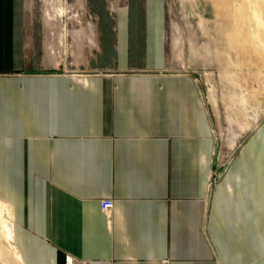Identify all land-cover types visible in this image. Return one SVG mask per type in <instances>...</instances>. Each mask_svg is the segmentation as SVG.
I'll return each instance as SVG.
<instances>
[{"label":"crops","instance_id":"1","mask_svg":"<svg viewBox=\"0 0 264 264\" xmlns=\"http://www.w3.org/2000/svg\"><path fill=\"white\" fill-rule=\"evenodd\" d=\"M165 2L0 0V264H264V127L224 166Z\"/></svg>","mask_w":264,"mask_h":264},{"label":"rangeland","instance_id":"2","mask_svg":"<svg viewBox=\"0 0 264 264\" xmlns=\"http://www.w3.org/2000/svg\"><path fill=\"white\" fill-rule=\"evenodd\" d=\"M102 8L108 14L105 5L95 12L83 2L81 9V23L94 24L96 41ZM165 14L171 64L197 79L226 166L249 134L264 127V0H166ZM0 241L8 255L10 239Z\"/></svg>","mask_w":264,"mask_h":264},{"label":"built area","instance_id":"3","mask_svg":"<svg viewBox=\"0 0 264 264\" xmlns=\"http://www.w3.org/2000/svg\"><path fill=\"white\" fill-rule=\"evenodd\" d=\"M113 207V199L112 198H102L100 200V208L102 212L107 213ZM65 264H90V261L87 259H77L72 256H65ZM162 264H167L166 261H163Z\"/></svg>","mask_w":264,"mask_h":264}]
</instances>
